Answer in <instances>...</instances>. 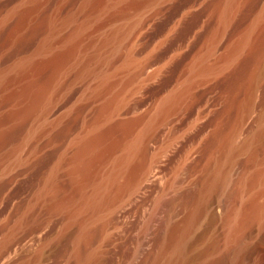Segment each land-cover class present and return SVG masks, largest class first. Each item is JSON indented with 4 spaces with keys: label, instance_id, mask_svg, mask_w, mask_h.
<instances>
[{
    "label": "rangeland",
    "instance_id": "rangeland-1",
    "mask_svg": "<svg viewBox=\"0 0 264 264\" xmlns=\"http://www.w3.org/2000/svg\"><path fill=\"white\" fill-rule=\"evenodd\" d=\"M129 1L102 0L91 6L89 0H0V72L4 70L12 78L18 73L14 67L20 60L40 59L63 49V37L84 25L81 38H76L80 44L61 69L48 99L30 108L28 114L11 116L29 103L18 93L37 72L19 79L9 76L1 83L0 130L18 129L0 140V264H79L82 257L76 239L84 222L92 231H88L82 253L87 264H129L124 259L132 246V235L164 186L173 181L177 184L171 191L172 199L191 194V181L207 169L211 156L215 159L223 153L221 144L208 146L209 131L212 134L215 126L223 123L222 129L230 132L241 127L238 136L245 137L259 127L264 113V71L253 78L264 67V43L263 53L259 51L248 61L240 56L230 62L227 56L229 46L263 13L264 0H240L227 19L220 14L227 0ZM53 23L57 24L55 31L49 26ZM49 39L50 47L38 52L41 43ZM198 63L207 64L206 70ZM242 78H247L243 84ZM104 81L109 84L105 86ZM184 86L189 89L182 94L177 109L146 131L149 155L146 153L145 159L150 162L159 154L151 175L142 178L147 184L126 204L117 202L113 208L107 204L95 214L92 208L81 207L69 162L78 136L90 130L93 122L100 119L109 123L119 113L116 109V114L106 111L112 116L108 119L105 110L111 100V110L118 107L120 115L130 110L127 117L133 118L154 112L159 99ZM247 102L253 106L247 104L246 109ZM148 118L137 123L126 139L143 135ZM160 150L164 152L160 154ZM109 151L99 162L96 178L108 176L123 149ZM251 162L249 153L241 154L234 172ZM140 171L138 175L144 168ZM87 188L92 191L93 183ZM124 206L133 211L123 218ZM254 221V237H259L254 238L257 261L264 264V213ZM32 226L37 229L25 236Z\"/></svg>",
    "mask_w": 264,
    "mask_h": 264
},
{
    "label": "bare ground",
    "instance_id": "bare-ground-1",
    "mask_svg": "<svg viewBox=\"0 0 264 264\" xmlns=\"http://www.w3.org/2000/svg\"><path fill=\"white\" fill-rule=\"evenodd\" d=\"M138 1L139 0H130L129 2L136 3ZM239 1L240 0H227V2L223 4L224 6L220 13L223 18L227 19L231 13H233L232 10L236 8L237 3H240ZM101 2L102 0H89L91 6ZM87 6L88 5H86V7ZM87 8H89V6ZM259 16L260 17L256 19L257 21L254 22L255 24H252L250 28L242 32L243 34H240L241 36L234 42L232 41V45L229 46V56H227L230 62L235 58H240V56H243V58L241 57L242 61H248L256 57L260 49L263 50L261 46L264 43V11L261 15L259 14ZM56 25L57 24L54 23L49 24L53 30H57ZM83 26L78 25L76 28H73L69 34L63 37V40L66 42V46L63 49L55 51L50 55H45L42 58L40 57V59L32 56L22 59L23 61L20 60L19 63L16 62L17 64L14 68H17L16 71L18 73L14 72L16 74V76L14 75L15 78H23V76L31 72H37V76L26 82L22 89L19 90L20 93H18V91L16 92L21 94V97L22 95L23 97H27L28 99L26 98V100H28L29 103L22 108H18L13 113L11 112L12 114H10L12 117L22 114L26 115L30 108L36 105L38 106L39 103L48 99L49 90L54 85L61 69L74 54L79 43V39L77 40L76 38L80 37ZM108 39L110 38L106 40ZM51 42L52 41L49 39L41 43L38 47V52L44 53L50 47ZM261 53L263 52L260 51V55ZM201 61L200 59V63ZM206 65L200 64V69L206 70ZM263 68L253 79L258 78L259 75L263 73ZM9 76L11 75L5 74L4 70L0 72V86L4 84L2 81H6ZM12 76L11 79L14 78H12ZM243 78L241 79V83L247 79L245 78L243 81ZM105 81L107 82L106 78ZM251 83L253 84V80L249 84ZM107 84L105 86H107ZM105 86V90L108 89ZM188 89V86H184L183 90L179 89L175 92L172 91L173 93H170L168 96L166 95V98L163 97L161 101L159 99V102L155 105L156 107L153 108L154 112L156 111L155 113L150 111L144 114L143 112V115H136V117L133 118L127 117V112L130 110L126 112L123 111L121 115L120 113L122 111L120 112V109L117 110L118 107L114 108L112 106L113 110H111V108H109V106H111V100L108 108H106L108 110L104 109L105 112L108 111V113L110 112L109 114H112L111 112L114 111L113 114H116L115 112L118 111L119 115H113V119L110 120L112 116L106 112L105 114L109 116V118L106 116L110 120L108 121L109 123H103L99 119L98 122L95 121L91 124V126L93 125L92 128L89 126L90 130L86 129L87 132L78 136L79 138H77V143L75 144V151L69 162L71 163L70 169L72 170L71 182L76 188L77 196L79 195L80 197L79 201L82 200V203H80L81 207L84 205V208L86 206L88 209L92 208L91 211L94 210L92 212L95 214L96 210L97 212L101 211L100 208L103 209L107 204L108 206L112 205L110 208H113V206L115 207L119 202H121L120 204H124L125 202L127 203V201H131L134 195H136V192H139L138 190L148 182V180H142V178L145 179L151 175L150 172H152L154 163L159 156L157 153V156L153 157L154 159L149 158L153 159L150 160V162L145 159L146 153L149 151L147 142V137H149V135L146 131L149 128L152 129L156 124H160L161 121L164 122L169 114L171 115V111L175 110L178 106L177 103L179 100L181 101V96H184L182 94L186 93L184 91ZM232 99L235 100L234 98ZM234 103H236V100ZM234 103L232 104L234 105ZM107 104L108 103H106V106ZM247 104L248 102L245 106ZM233 105H231V107ZM250 105V107L253 106L252 104ZM247 108L246 106V109ZM114 109H116V111ZM149 113H152L150 117L148 115ZM105 114L102 113L104 116ZM114 116L117 117L114 118ZM99 117L101 116L98 115V118ZM146 117L149 118L146 122L148 126H146L147 129L144 134L141 131L143 135L138 136L140 138L136 137V139L134 137L136 140L126 139V137H129V135L133 133L132 130L136 127V124ZM260 118L258 117L261 121L258 120L260 123L258 124L259 127L256 128L257 130L255 129L256 131L254 132L251 131L252 133H248L245 137L238 136L240 134L238 132H241V127L240 130H238L239 128L234 129L231 127L233 131L230 132L227 131L225 126V129H222L223 123L221 125L222 127L220 125L219 128L215 126L216 129L215 131L213 129L214 132H212V134L210 133L211 130L209 131L208 134L211 136L209 138L210 140H208V144H210L208 146H213L214 144L220 146L221 144L220 148H223H221L223 153H218L220 156H216L215 159L210 155L213 160L211 158L209 159L212 161H209V166L206 165L208 166L206 167L207 169L198 173L194 180L191 181L193 182V186L191 187H194V191H192L191 194L189 192V195H185L188 193H179L180 195L182 194V196L178 194L179 197L176 196L175 199H172L173 195L171 196L170 194L177 184H175V181H173L174 183L171 182L172 184L168 186L165 184L166 187L164 186L161 193L155 197L150 206L148 205L149 207L146 209L147 211L140 225H137L138 229L133 233L134 235H132V246L130 247L129 254L124 259L125 261L129 264H259L257 261V255L259 254H256L257 242L255 240L259 237H254L253 222L255 223L256 221L254 220H258V218L261 219L264 213V113ZM103 120H105V117ZM233 126L235 127V125ZM14 129H18V127ZM225 130L229 133H226ZM13 131L6 132L3 129L0 130V140L4 139L6 135L11 134ZM14 133H12V135ZM118 134H121V136H118ZM146 134L148 136H146ZM119 147H122L123 152L120 151L122 153L116 156L117 160L115 158L116 163H114L116 165H113V170H110L108 176H105L107 175L106 173L104 175L105 177L102 175L103 177L101 176L99 178V175H97L96 178V170H98L99 162L106 156L105 154L109 150L112 151ZM207 148L208 147H206V149ZM211 148L213 149L214 147ZM211 148L207 149V151ZM216 148L217 147H215V149ZM220 148L218 147L219 150ZM164 149L166 151V148ZM161 150L159 151L160 154L164 152ZM218 151H216V154ZM109 153L111 152L109 151ZM243 153H249L250 156H252L253 162H251L252 164L248 163L251 164L248 166L245 164V167L242 166V169L238 173H235L233 167L239 156ZM212 154L215 156V153ZM146 160L148 162H146ZM143 168V174L138 175L139 171L143 170ZM120 177H124V180L120 179ZM89 183H93L92 191L87 188ZM90 188H92V185ZM86 189L89 191L87 190V192ZM180 206L183 208L182 211L179 208ZM123 208L122 213H120L122 217H128L131 211H133L126 206ZM101 226V229L104 228ZM36 229L35 226L30 227L25 233V236L30 235ZM80 229L76 239L79 241V245L76 247H78V253L82 259L80 260L78 258V260H80L79 264H87V260L83 259L85 257L82 256L85 250L84 240L88 239L86 237L92 231L91 229H87L85 222ZM88 231L90 233H88ZM94 232L96 231L94 230ZM90 255H92V253ZM87 257H90L89 254ZM93 258L96 257L91 256V259Z\"/></svg>",
    "mask_w": 264,
    "mask_h": 264
}]
</instances>
